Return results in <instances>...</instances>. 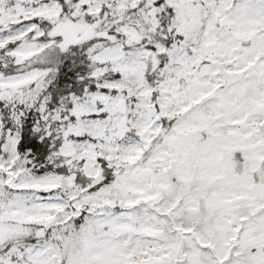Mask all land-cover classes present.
Masks as SVG:
<instances>
[{"label": "snow or ice", "instance_id": "6c2138e0", "mask_svg": "<svg viewBox=\"0 0 264 264\" xmlns=\"http://www.w3.org/2000/svg\"><path fill=\"white\" fill-rule=\"evenodd\" d=\"M0 264H264V0H0Z\"/></svg>", "mask_w": 264, "mask_h": 264}]
</instances>
